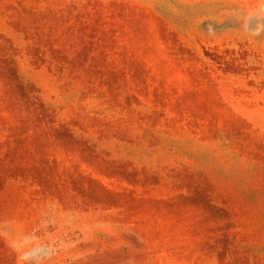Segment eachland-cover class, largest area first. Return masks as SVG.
<instances>
[{
	"label": "rangeland",
	"instance_id": "obj_1",
	"mask_svg": "<svg viewBox=\"0 0 264 264\" xmlns=\"http://www.w3.org/2000/svg\"><path fill=\"white\" fill-rule=\"evenodd\" d=\"M0 264H264V0H0Z\"/></svg>",
	"mask_w": 264,
	"mask_h": 264
}]
</instances>
